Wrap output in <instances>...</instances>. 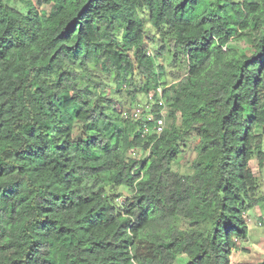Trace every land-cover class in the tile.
I'll return each instance as SVG.
<instances>
[{"label": "trees", "instance_id": "trees-1", "mask_svg": "<svg viewBox=\"0 0 264 264\" xmlns=\"http://www.w3.org/2000/svg\"><path fill=\"white\" fill-rule=\"evenodd\" d=\"M254 159L264 0H0V264H230Z\"/></svg>", "mask_w": 264, "mask_h": 264}, {"label": "rangeland", "instance_id": "rangeland-1", "mask_svg": "<svg viewBox=\"0 0 264 264\" xmlns=\"http://www.w3.org/2000/svg\"><path fill=\"white\" fill-rule=\"evenodd\" d=\"M247 40L250 41V38L248 37L246 40L233 41L230 46L247 49L251 52V46L247 44ZM171 69L172 67L170 65H166L167 72L171 71ZM174 70H176L175 72L177 74V68H174ZM176 81V77H167L168 84ZM162 89L163 86L161 87V90ZM119 96L122 97V95ZM152 96L153 94L150 93L148 95H140L138 97L139 103L141 104L140 106H138L141 109V114L142 111H144L145 109H149V107H151L154 103V99H152ZM122 99L124 98L122 97ZM124 102L126 106H129L131 103V101L126 98L124 99ZM138 107H134L132 111H134ZM162 114L164 115L166 125H170L173 120L172 109L169 106L163 107ZM178 116L180 117V114ZM148 117H152V115L149 114ZM192 147L193 146H188L185 148V150L181 154L179 161L173 165V169L178 170L181 173H192V169L189 164L196 156V152L192 149ZM252 166L260 180L261 189L264 194V163L263 165H260L259 161L257 159H254L252 161ZM120 188L122 189V193L127 194L128 190L126 187ZM263 216L264 204L257 206L256 208H254L252 213H249L247 215L250 235L247 241L237 242L239 251H236L234 255H232L230 264H237V261L239 259L258 261L264 258V226L261 224V218Z\"/></svg>", "mask_w": 264, "mask_h": 264}, {"label": "built area", "instance_id": "built-area-1", "mask_svg": "<svg viewBox=\"0 0 264 264\" xmlns=\"http://www.w3.org/2000/svg\"><path fill=\"white\" fill-rule=\"evenodd\" d=\"M159 92H160V94H162V90L161 89H159ZM163 102H162V100H160L159 101V104H162ZM149 109H150V107H149ZM124 115L126 116V117H128L129 115H128V112H125L124 113ZM132 115H133V117H135V118H139V117H145V116H148V115H144L143 114V111H142V114H141V109L138 107V108H136L134 111H132ZM165 127V120H164V118H161V119H159L158 120V127H157V132H161L162 130H163V128Z\"/></svg>", "mask_w": 264, "mask_h": 264}, {"label": "clouds", "instance_id": "clouds-1", "mask_svg": "<svg viewBox=\"0 0 264 264\" xmlns=\"http://www.w3.org/2000/svg\"><path fill=\"white\" fill-rule=\"evenodd\" d=\"M159 89H161V87ZM159 89H158V91H159ZM162 93H163V89H162ZM161 113H162V111H161ZM162 118H164V115L163 114H162ZM164 120H165V118H164ZM165 125H166V122H165Z\"/></svg>", "mask_w": 264, "mask_h": 264}]
</instances>
